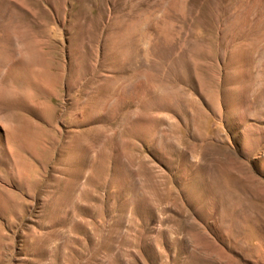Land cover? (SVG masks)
Returning a JSON list of instances; mask_svg holds the SVG:
<instances>
[{
	"label": "rangeland",
	"instance_id": "obj_1",
	"mask_svg": "<svg viewBox=\"0 0 264 264\" xmlns=\"http://www.w3.org/2000/svg\"><path fill=\"white\" fill-rule=\"evenodd\" d=\"M0 264H264V0H0Z\"/></svg>",
	"mask_w": 264,
	"mask_h": 264
},
{
	"label": "bare ground",
	"instance_id": "obj_2",
	"mask_svg": "<svg viewBox=\"0 0 264 264\" xmlns=\"http://www.w3.org/2000/svg\"><path fill=\"white\" fill-rule=\"evenodd\" d=\"M19 53V52H18ZM11 55V54H10ZM19 56V55H18ZM15 60V59H14ZM22 63V62H21ZM2 65V64H1ZM5 65V64H4ZM3 65V66H4ZM29 66V65H28ZM7 67V66H6ZM5 74V73H4ZM4 76V75H3ZM3 85V84H2ZM6 85V84H5ZM6 88H8V87H6ZM3 89V88H2ZM5 89V88H4ZM8 90V89H7ZM23 91V90H22ZM7 107V106H6Z\"/></svg>",
	"mask_w": 264,
	"mask_h": 264
}]
</instances>
